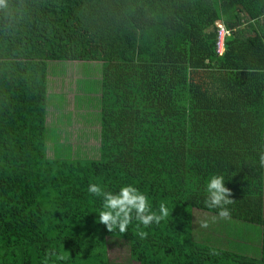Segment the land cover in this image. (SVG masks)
Returning <instances> with one entry per match:
<instances>
[{"label":"trees","instance_id":"16d2710c","mask_svg":"<svg viewBox=\"0 0 264 264\" xmlns=\"http://www.w3.org/2000/svg\"><path fill=\"white\" fill-rule=\"evenodd\" d=\"M51 60L102 62L97 158L58 153ZM196 210L259 225L261 258ZM113 239L264 264V0H0V264H111Z\"/></svg>","mask_w":264,"mask_h":264},{"label":"rangeland","instance_id":"374dc122","mask_svg":"<svg viewBox=\"0 0 264 264\" xmlns=\"http://www.w3.org/2000/svg\"><path fill=\"white\" fill-rule=\"evenodd\" d=\"M47 76L49 120L62 143L58 153L68 156L71 148L82 158L99 157L102 62L51 60ZM49 154H53L52 149ZM195 221L207 242L217 244L211 245L250 255L260 250L259 225L199 210L195 211ZM108 250L111 264H138L130 260L129 247L122 240L113 239Z\"/></svg>","mask_w":264,"mask_h":264},{"label":"built area","instance_id":"2783aa9c","mask_svg":"<svg viewBox=\"0 0 264 264\" xmlns=\"http://www.w3.org/2000/svg\"><path fill=\"white\" fill-rule=\"evenodd\" d=\"M228 33V31L225 29V27L221 24H219V36H218V40H219V51L223 52V42H224V37L225 35Z\"/></svg>","mask_w":264,"mask_h":264},{"label":"crops","instance_id":"0c3cea01","mask_svg":"<svg viewBox=\"0 0 264 264\" xmlns=\"http://www.w3.org/2000/svg\"><path fill=\"white\" fill-rule=\"evenodd\" d=\"M260 248H261V246H260ZM235 252L240 253L239 251H235ZM261 253H262L261 250H254L253 255H250V254H248L246 252L240 253V254H243V255H246V256H249V257H253V258H261Z\"/></svg>","mask_w":264,"mask_h":264}]
</instances>
